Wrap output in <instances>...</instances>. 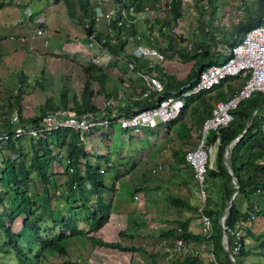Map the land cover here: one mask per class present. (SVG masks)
Masks as SVG:
<instances>
[{
    "label": "crops",
    "instance_id": "obj_1",
    "mask_svg": "<svg viewBox=\"0 0 264 264\" xmlns=\"http://www.w3.org/2000/svg\"><path fill=\"white\" fill-rule=\"evenodd\" d=\"M90 2L94 6L97 0H90ZM0 3V130L3 128V125H1L2 120L8 122L13 112L18 115L20 123H31L32 119L38 116L40 108L44 106V103L48 99L50 105L56 108H60L62 102H65V106L67 107L73 106V98L69 102L70 100L67 98L65 91L72 90L74 101L79 104L83 85L87 86V88L89 87L91 91L90 102L96 109L93 114L97 116L100 114L101 101L106 98V95L118 98L120 101L118 105L123 104V108L127 109L128 112L136 108L134 103L137 101L146 102V100H136V98L144 91L145 81L143 74L149 70L147 61L146 59L138 58L146 62L145 66L138 67L130 61L131 59L127 60L125 58V56L129 55V48L132 45L127 44V38L133 37V44L142 43L152 47H156L157 45L155 44L164 45V41H155V44H153L154 38L151 37V33H157L158 31L165 33L161 30L162 25L159 21H153L151 24H148L145 20L137 19L133 23H129L127 27H124L126 29L132 28L134 34H127L121 28L119 33L120 35L125 34L126 41L122 54L112 55L109 52L103 51V54L98 55L102 58V66L95 65L94 69L89 64L94 65L92 57H94V53H97V51L93 52L87 49L84 31L76 21L68 17L61 1L0 0ZM145 7H155V3L151 5L145 4L143 8ZM156 10L158 15L159 11L163 13L166 11L162 10L161 7H157ZM159 17L162 18L163 16ZM193 25H195V22ZM193 25L192 28L194 27ZM159 26L160 28H158ZM39 28L41 29V34L37 35L36 31ZM94 28L96 31L108 34L116 39L110 24L101 21L96 24L94 23ZM148 28L150 29L149 31H147ZM21 37L24 38V41L20 40ZM135 37L139 39L136 40ZM167 59L155 64L152 69L153 74H155L158 80L160 70L162 73L172 76V70H164V68L167 70L166 66L168 67ZM42 64H44V67ZM40 66H42V69ZM63 66L69 67L68 73H65L67 77L64 78L65 82L61 80L64 74L62 70ZM96 70H101V73L107 76L102 89H98V84L95 81L97 74H99L96 73ZM188 72L184 75V78L177 75L172 76V80L174 81L172 85H175V88H170L171 91L174 90L170 95H175L177 91L190 84L177 86L186 81ZM29 80L33 83L31 87L28 86ZM66 82L68 83L63 89V84ZM77 84L78 88H80L79 96L74 94ZM35 90H38V92ZM55 91L59 92V96L64 92V95H61L63 98L59 99L58 103L52 101V93ZM161 96L162 94L153 93V99L150 102L154 105V97ZM26 99L29 101L27 102ZM193 105L195 104H188L185 108L183 106L182 109L184 110H181L177 119L168 123L157 122L155 127L140 129L138 133L120 128L121 139L124 140L125 135H127L128 141L126 143H122L121 141L120 144H115V147L111 146V141L115 134V125L113 123L108 124L104 128L84 133L83 139L79 141V144H81L87 156L85 159L91 165L96 166L98 174L101 175L102 188H99V190L92 188L86 190L83 185L86 180L82 181L81 187L78 189H67V172L64 171L62 160H69L66 157L65 150L67 147L66 143L71 135L65 136V144L59 147L53 140L52 143L55 145L57 151L54 154L55 158H52L49 164L48 184L42 183L41 188V185L36 184L37 180L35 179L37 192H34L33 195L30 194L29 197H34L35 201L41 198L42 201L46 200V202L52 203L53 206L50 205L51 210L49 211L55 219L66 216L69 210L73 208L71 213L76 212L78 219H82L84 215H103L110 222L112 221L113 224L116 222L115 220H119L114 225H111V230L114 233L116 232L115 239L120 237L118 236L119 231L122 233L121 236L133 233V231H123L125 225L128 226L129 224L134 227L133 223L136 224L138 221L147 223V211L153 208L151 206L160 205V203L166 207L168 214L166 216L156 214L150 217V219H155V222L158 224L157 229L159 230H157V235H160L161 232H165L167 229L178 230V226L175 227V225H177V221L183 220H188V230L193 233L194 214L192 213L196 212L190 207L179 208L169 204L171 198L169 195L178 197L190 205H197L196 202L199 203V198L195 193L197 184L193 179L192 169L185 165L183 160L179 159L180 154L194 147L199 134V125L203 117L199 120L197 113H194L192 110ZM259 109H257L258 112ZM198 120L199 122H197ZM85 138H87L86 141ZM31 144H33L31 141H20L19 147L22 153L27 155L28 151L31 152L29 150ZM94 144H102V147H100V150L95 151ZM45 145L50 151V141L46 142ZM209 145L211 146L209 164L210 167H214L216 144L214 142ZM109 148H114V150H109ZM60 152V155L64 159L58 157ZM10 153H12V150L2 149V146H0V156L4 160H7L5 156L7 154L10 155ZM50 154L53 156L51 151ZM211 154L212 158L210 157ZM223 154L222 160L225 165ZM21 157L20 162L11 164L16 176L19 175V166L28 168L29 159ZM100 160H109L110 163L113 161L114 168L110 166L109 168L101 169L97 165ZM3 161H0V168H3L2 164L5 163ZM78 162H84V157L83 159L80 157ZM121 169L124 171L121 172ZM152 169L155 172L152 173ZM102 170L103 172H100ZM164 175H169V177L164 178ZM144 176L152 177L151 179L154 180L146 184L142 180ZM25 183L24 190H26L27 194V188L29 187V183H32V180H28ZM211 184L217 183L213 180ZM207 186L205 185V187ZM207 188L209 191L210 187ZM190 191L191 194L188 195ZM9 192L14 195L12 191L9 190ZM134 195L137 196V200L133 199ZM55 200L61 201L57 204ZM80 206L83 207L82 210ZM132 207H134V210ZM120 208L123 209L121 210ZM124 208L127 210L125 211ZM173 210H176L177 213H174L176 211L173 212ZM170 214H177L178 217L173 220ZM18 216H21L20 219H23L22 215H15L13 218L18 219ZM48 219H51V217ZM164 219H167L166 223H164ZM198 219L199 217L197 218L196 216V222L200 224V220ZM172 220L174 223L171 226H166ZM79 222H82V220ZM262 229L263 227L259 226L255 233L261 232ZM199 231L196 233H201L200 229ZM101 232L103 231L100 228L97 233L100 234ZM20 234L24 236L23 230ZM110 234L111 232L108 235ZM157 235H154V237ZM109 239L107 236V241ZM202 240L198 241V243ZM115 242L120 244L119 240H115ZM245 242L249 250L259 251L257 249V242H254V240L247 238ZM123 248L126 247L123 246ZM138 250L136 248V251L139 253ZM169 260V258L166 259L167 262ZM154 262L151 260V264H155Z\"/></svg>",
    "mask_w": 264,
    "mask_h": 264
},
{
    "label": "trees",
    "instance_id": "obj_2",
    "mask_svg": "<svg viewBox=\"0 0 264 264\" xmlns=\"http://www.w3.org/2000/svg\"><path fill=\"white\" fill-rule=\"evenodd\" d=\"M54 2L61 1L64 5L66 14L72 20L76 21V23L82 28L84 31V35L86 37L92 36V38L100 45L103 51L109 52L112 55H119L122 54V51L125 47V34L123 33L120 35L121 28L125 30L127 34H134L133 29H126L123 26L117 27L113 22L110 23V27L116 37L109 36L108 34H104L98 32L94 28V21L92 18L93 15V6L91 5L90 0H53ZM114 2H118L122 4L124 7L126 6H133L135 11H138L143 8L145 4L151 5L154 4L157 0H113ZM218 0H198L197 2L206 3L208 4V11H204L198 7L199 16L195 21L194 27L197 28L198 34L201 33L204 39L209 40V44L212 45L213 48H216L217 45L222 44L221 46L230 47L237 42V40L242 37V35L251 27L260 24L261 17L264 16V0H255L254 4L255 7L253 9L251 6L245 5L243 7V16L245 17L244 20L242 17L240 19L235 20L233 23V28L228 35L222 34L221 39L219 41H215L213 38V33L215 32V27L213 28V20L219 15L216 12V2ZM1 6V3H0ZM163 10V9H162ZM217 13V14H216ZM180 14H181V0H170L169 9H167L163 15V21L161 20V24L163 26H168V23L171 22L174 26L171 25L172 29H175L177 25L180 24ZM218 19V18H217ZM147 23L148 21L145 20ZM212 23V25H211ZM87 26V27H86ZM40 29V28H39ZM172 29L170 30L171 32ZM41 30V29H40ZM150 29L148 28L147 31ZM118 35V37H117ZM166 36L165 40L167 44L165 45L166 48H158L161 52L166 50L171 51V44L174 43V38L168 34H163ZM149 38L150 35H148ZM202 37V36H200ZM206 39V40H207ZM217 43V44H216ZM208 44L202 42H195L193 44L194 52L192 54H185L183 55L180 50H177L179 57L183 61H190L192 60V65L190 71L187 74L186 81L184 83H180L177 86H184L188 83L193 84L195 80L196 74L208 66L211 63H217L222 58L223 55L217 51L209 52L207 48ZM168 48V49H167ZM127 60L133 62L135 66L142 67L146 65V62L139 60L138 58H133L130 53L128 56H125ZM142 61V62H140ZM92 68L95 67V64H89ZM98 66V65H96ZM95 69V68H94ZM148 69V68H146ZM97 77L95 81L98 84V89L103 88V84L107 79L105 74L101 73V70H96ZM160 82L162 85L161 94L163 97L170 95L173 93L170 88H175V85H172L174 81L172 80V76L162 73L161 70L158 74ZM239 80L235 77H227L222 80L217 86L212 87L209 90L202 91L195 96L188 97L184 100V108L188 104H195L193 105L194 113H197V116L200 118L204 116H208L211 105L207 103L210 99V94L213 92V96L216 100H225L233 93V89L228 85V82L233 79ZM241 81V80H240ZM241 85V84H240ZM239 85V87H240ZM176 86V87H177ZM238 87V88H239ZM237 88V89H238ZM61 95H64L61 93ZM91 91L89 87L83 85L81 90V100L80 103L77 104L73 98V106L67 107L65 106V102H62L60 108H72L76 112H90L93 113L96 109L90 102ZM110 96V95H109ZM17 97V96H16ZM108 96L106 95V98ZM162 98V97H158ZM62 99V98H61ZM215 101V100H214ZM213 104V102H212ZM135 107L138 109H142L144 107H151L153 105L152 102H136L134 103ZM256 107H264V94L254 92L248 99H244L238 103V105L231 111L233 116L232 121L227 124L226 126H222L218 129L216 133L210 132L208 134L207 142L208 144H212L215 142L217 138L216 144V154L214 156V167H207L206 168V175H205V185L210 187L211 191L203 203L201 212L207 215L211 221V235L210 240L212 244V251L216 261L219 264H240L236 258H240L246 256L248 254H254L259 256H264V230L262 229L261 232L255 233L256 229L259 226H262L261 219L258 221V216H263L262 220L264 221V209L259 208L260 206H264L262 199H264V194L257 193L259 187H261L264 181V140L260 132L258 131L259 125L264 122V115L260 114L258 110L255 112L252 122L250 126L246 129L245 133L237 140V142L232 146L231 153L229 157L230 166L232 175L237 181L238 190L234 195H241L246 202L245 210H241L238 206V203H234V198L232 199L230 210L228 214L224 217L223 226L224 231L228 236V250L230 251L232 245V237L229 234V231L233 228V224L235 221L239 219H246L249 217V213H253V221L249 228H245L242 232L244 238H248L257 242V249L259 251H251L248 247H246V242H242V245L239 249V252L236 256H232L234 259V263L230 262L227 258L225 251L223 250V246L221 244V230L218 226V217L223 210L227 200L231 192L234 190V185L231 182V176L228 173L227 167L224 165L222 160V154L224 152L225 146L241 131L245 128L250 114L252 110ZM136 108H133L135 110ZM258 108V109H259ZM59 109L53 107L49 103V99L46 100L44 106H42L39 110L38 116L32 119V122H36L40 117H42L47 112H51L53 110ZM124 109V108H123ZM184 109H182L183 111ZM125 112H128L127 109H124ZM199 120L197 122H199ZM3 128L8 129V122L2 120ZM2 130H5L3 129ZM70 136L66 143V157L69 158L70 167L72 168V172H68L67 169L64 167V171L67 172V189L74 190L81 187L82 181L86 180L90 182L92 189L99 190L102 188V179L101 175L97 172V167L91 165L90 162L85 159L87 156L83 151V147L79 144V140L77 138L76 132L68 129V128H61L57 130L53 135L52 138L58 145L65 144L64 139L65 136ZM209 135L211 137L209 138ZM77 138V139H76ZM40 142L38 144H31L30 151H28L27 155L22 153L20 150L19 144L20 140L8 139L6 140L2 146V149L12 150L16 154V159L20 162L22 157L28 158V168L26 170H30L35 172V179L40 184L45 183L48 184V169L50 161L52 160L50 151L47 147L41 146ZM46 143V142H45ZM16 146V147H15ZM41 146V147H40ZM183 155L180 154L179 159L183 160ZM84 157V162L82 163L84 167V175L81 177L77 173L78 165L81 162H78V159ZM261 159V163H257V160ZM25 160V159H24ZM3 161V160H1ZM23 161V160H22ZM2 164L3 168H0V183L2 185H6L8 188V184L4 181L3 177L7 178V174L10 175L12 178L16 176L14 174V170L12 169V163H17L15 160L9 162V160H4ZM9 162V164L7 163ZM7 164V165H6ZM8 167H6V166ZM22 165V164H19ZM23 173H25L23 168L19 167ZM20 173V171H19ZM16 178L14 179V186H11L10 191L13 192L14 195L11 194L13 198L18 197L19 201L16 205L14 214L11 212L10 208L8 207L7 201H5L2 193L0 192V202L3 204L1 206L2 212H0V254H13L17 260V264H28L30 262V258H33L34 264H38L39 262L46 259L47 254L52 252L59 256L67 255V240L69 238H76L81 237L85 240H88L93 246H104L109 249H113L116 251H132V248H123L118 242L115 241H101L98 237L90 235V233H96L98 229L102 227V225L106 222L107 218L103 215L101 216H90L84 215L82 219H78L75 213H71L73 208H71L66 216L61 217L60 219H55L50 214V205L48 202L42 201L41 198L38 201L34 200L33 198L27 197L26 190L24 187L26 185V181L30 180L28 176L24 178ZM7 180V179H6ZM216 181L217 184H211V181ZM8 182V181H7ZM73 182H77V187L72 188ZM9 191V189H8ZM6 192V191H5ZM5 194V193H4ZM170 201L169 204L179 207V208H187L190 207L193 211L196 212L198 206L197 205H190L189 203L181 200L178 197L169 195ZM253 197V199H252ZM254 197L256 199L254 200ZM4 201V202H3ZM82 210L83 207L80 206ZM15 215H22L23 219H21V229L23 230V234L27 235L28 242L30 245V249L33 253L36 252L32 257L28 258L27 254L23 252V250L18 245L20 234H14L11 231L10 223L13 221V217ZM51 217L50 224H46L48 218ZM82 220L83 223L86 225L92 221L94 222L93 231L90 229H84L79 226V221ZM178 230L174 229H167L165 232H161L160 236L164 238L166 245L171 246V243L174 239L179 238L182 239L184 242L192 241L198 243V241L203 239L202 233H192L188 230V220L177 221ZM31 233V235H28ZM121 232H118V236H121ZM258 254H257V253ZM106 257H110L107 253H105ZM40 259V260H39ZM182 264H206L202 263L196 257H191L190 255H186L182 257ZM0 264H2L0 262ZM55 264H71L70 261L66 260L64 262H59Z\"/></svg>",
    "mask_w": 264,
    "mask_h": 264
},
{
    "label": "built area",
    "instance_id": "obj_3",
    "mask_svg": "<svg viewBox=\"0 0 264 264\" xmlns=\"http://www.w3.org/2000/svg\"><path fill=\"white\" fill-rule=\"evenodd\" d=\"M184 1L181 0V14H185L186 8L190 11V14H195L197 11L194 0H186L185 4ZM169 5L170 0H157L155 1V7H145L142 10L135 11L133 6L124 7L113 0H97V3L93 6L92 18L95 24L101 21L106 24L113 22L117 27H127L129 23H133L137 19L147 20L148 24H151L154 21L153 17L156 19L158 13L156 8L161 7V9L167 10ZM239 5H242L241 2H239ZM199 6L204 11L209 9L208 4L204 2L200 3ZM216 10H218V7ZM240 11L241 9L238 10V12ZM261 21L260 24L249 28L232 46L225 47L224 45L221 49L223 58L219 62L211 63L200 70L196 74L193 84L184 86L175 95L161 96L162 98L154 97V105L151 107L136 108L133 112L127 113L123 109V104L118 105L120 102L118 98L109 96L101 101L100 114L98 116L90 112H76L72 108H59L47 112L36 122L20 123L18 115L13 112L8 119V129L0 130V145L10 138L20 141H31L33 144L49 142L52 135L61 128H68L77 132L78 140L81 141L84 133L104 128L111 123L117 124L121 129H128L133 133H138L140 129L155 127L157 122L168 123L177 119L184 106V100L188 97L195 96L202 91L217 86L227 77H235L241 80L240 87L233 91L231 96L225 100H215L213 102L209 115L201 119L199 134L194 147L186 150L183 155V162L192 169L193 179L197 184L195 193L199 198V203H201L198 207V215L203 240L194 247L187 246V243L179 238L174 239L171 246L166 245L165 242L163 244L165 254L169 259L172 256L186 255L199 259L204 253L206 264H219L214 257L210 242L211 221L207 215L201 212L207 196L205 187L206 168L210 167L209 153L211 146L208 144L207 138L210 132L216 133L220 127L226 126L232 121L231 111L240 101L248 99L254 92L264 94V16L261 17ZM180 22L182 24L184 21L180 19ZM216 23L213 20V24ZM164 27L161 26V30L165 32ZM176 28L172 29V31L174 32ZM173 32L168 31L165 33L171 36L174 35ZM36 34H41V30L38 29ZM135 38L136 40L139 39L138 37ZM20 40L24 41V38L21 37ZM87 40V49L93 52L97 51L92 57L93 64L102 66V58L98 56L103 54L102 48L92 36H88ZM127 41L132 44L129 49L130 55L133 58L146 59L147 67L149 68L143 74L145 81L144 91L140 93L136 100L143 99L150 102L153 99V93L159 95L162 91V84L153 74L152 69L155 64L163 62L165 57L155 47L142 43L133 44V37H128ZM258 131L264 140V122L259 125ZM215 142H217V138ZM60 154L61 152L58 157L64 159ZM6 159L9 162L19 161L13 152ZM1 160L4 159L1 158ZM62 161L67 171L69 173L72 172L70 161L68 159ZM82 163L78 165L77 169V173L81 177L84 175ZM257 163L260 164L261 159H258ZM110 166V161L106 160L104 168H109ZM100 172H103V170ZM151 172L153 173L155 170L152 169ZM83 185L86 190L91 188L90 182L84 181ZM76 187L77 182H73L72 188ZM257 193L264 194V181ZM133 199L137 200L138 198L134 195ZM262 202L264 203V199H262ZM252 214L249 213V217L246 219L235 221L233 228L229 231L232 237V245L230 251L228 250L229 257H227L230 262H232L231 259L233 260L232 263H234L232 256L238 254L242 242H245L246 238H244L242 231L251 226L253 221Z\"/></svg>",
    "mask_w": 264,
    "mask_h": 264
},
{
    "label": "rangeland",
    "instance_id": "obj_4",
    "mask_svg": "<svg viewBox=\"0 0 264 264\" xmlns=\"http://www.w3.org/2000/svg\"><path fill=\"white\" fill-rule=\"evenodd\" d=\"M198 0H194L195 6H196V13L195 14H190V11L186 8V11L184 12L185 14H180V19L182 21H184L182 24L180 23L176 30H174L173 34L171 35L174 38V43L171 44V51H164L161 52L159 49L164 47L167 44L168 40L166 39L165 35H162V33L160 31H158V29H156V31H158L157 33H151V37L154 38V42L153 44H155V41H164L163 43L165 45H161V44H155L157 45L155 48L161 52L164 57L168 58V67L166 66L167 70L164 68L165 71L168 70H172L171 74L172 76L177 75L178 77H183L184 75L189 71L191 65H192V60L190 61H183L180 57L179 54L177 52V50H180L181 53L184 55L185 52H187V54H192L195 50L193 48V44L195 42H202L205 44H208L207 48L209 50V52H214L217 51L219 53L222 54L221 49L223 48V46L217 45L216 48H213L212 45L209 44V40L204 39L201 33L198 34L197 28L193 27L192 25L193 23L196 21V19L198 18L199 14L198 13V7H199V2H197ZM187 1H184V4ZM239 2H241V6L239 5ZM255 0H218L216 2V5L218 7V10H216L217 13H219V15L216 17V19H214L217 23L213 24V28L215 27V32L213 35V38L215 41H219L221 39V35L225 34L228 35V32H230L233 28V22L237 19H240L243 16V7L245 5L247 6H251V8L253 9V7H255L254 4ZM122 5V4H121ZM264 5V3H263ZM241 9L240 12H238V10ZM208 11V10H207ZM210 12V10L208 11ZM216 13V14H217ZM164 13L162 11H159V15L157 14L156 19L155 17H153L154 21H159L161 23V20H163V17H159V16H163ZM218 18V19H217ZM245 17H242V19L244 20ZM189 23V25H187ZM162 26L164 24H161ZM171 25L174 26L171 22L168 23V26L164 27L165 28V32H170ZM212 25V23H211ZM194 26V25H193ZM192 28V30H191ZM164 34V33H163ZM166 34V33H165ZM202 36V37H200ZM141 40V38H140ZM127 44H131L130 42H127ZM217 44V43H216ZM125 46H126V41H125ZM159 48V49H158ZM166 48V46L164 47ZM190 48V49H189ZM130 49V48H129ZM168 49V48H167ZM189 49V50H188ZM165 58V59H166ZM44 64H42L43 66ZM42 66H40V68L42 69ZM44 67V66H43ZM68 69L69 67L67 66H63L62 70L64 71L63 76L61 77V80L65 82L64 78L65 73H68ZM170 72V71H169ZM39 74V73H38ZM37 74V76H38ZM67 78V77H66ZM67 81V80H66ZM28 86L31 87L33 85V83L31 82V80L28 81ZM68 82L63 84V89L65 88V85H67ZM241 84L240 80H234L231 79L228 82V85L234 90L235 88L239 87V85ZM76 91L74 92V94H77L76 96L80 95V88H78V84L75 86ZM36 92H38V90H35ZM67 94V98L70 100L69 102H71V99L73 97V92L72 90H69L68 92L65 91ZM63 94V93H62ZM213 92H211L210 94V99L207 101V103L209 105L212 106V102H214L215 97L213 96ZM63 98L61 95L59 96V92L55 91L54 93H52V101L58 103L59 99ZM27 102L29 101L28 99H26ZM25 100V101H26ZM1 102V101H0ZM3 104V103H2ZM1 111V110H0ZM259 113L260 114H264V107H261L259 109ZM1 114V112H0ZM5 117V116H3ZM115 126V134L112 138L111 141V146L115 147V144H120L121 141L122 143H126L128 141L127 135H125L124 140L121 139L120 136V132L121 129L118 127L117 124L113 123ZM196 127V126H195ZM211 137V135H209V138ZM87 140V138H85V141ZM53 138L50 139V151L51 153H53L51 156L53 159L55 158L54 154L57 151V149L55 148V145L52 143ZM84 141V143H85ZM99 144V143H98ZM98 144H94L95 145V151L96 150H100V147H102V144L98 145ZM27 146V145H25ZM41 146L46 147L45 142L41 143ZM28 147V146H27ZM109 150H114V148H109ZM9 155L7 154L5 156L8 157ZM4 157V156H3ZM212 158V154L210 156ZM1 156H0V161H1ZM114 162L112 161L111 163V168H114L113 166ZM1 165V162H0ZM98 167H100L101 169H104L105 167V160L102 161H98L97 163ZM6 166V165H4ZM8 167V166H6ZM21 168H23V170H25L23 173L21 170L19 175L14 176V178H12L10 175H6L7 178L4 176L3 179L4 181L9 185L8 188L6 187V185H2V187L0 186V192H4L2 193L3 195H5L4 199L5 201H7L8 203V207L10 208L11 212L14 214V212L16 211V205L19 201L18 197L13 198L11 196V193L8 191V189L10 190L11 186H14V179L16 178H24L25 176H28V178H30V180H32V183H29V187L27 188V197L30 196V194H34V192H37V189L35 187V174L34 172L30 171V170H26L25 166H19ZM9 168V167H8ZM121 172L124 171L123 169L120 170ZM1 172V171H0ZM29 173V174H28ZM169 177V175H164V178ZM152 178V177H151ZM149 176H144V178L142 179L143 182H145L146 184L151 183V181H153ZM7 179V180H6ZM18 179V180H19ZM8 181V182H7ZM1 184V183H0ZM36 184L41 185L39 182H36ZM26 186V185H25ZM208 187V186H207ZM206 187V192L208 191V188ZM42 188V185H41ZM92 188V186H91ZM90 188V189H91ZM6 191V192H5ZM8 191V193H7ZM211 189H209V194H210ZM191 194V191L188 193V195ZM195 196V195H194ZM208 196V193H207ZM234 198V197H233ZM253 199V197H252ZM256 199V197H254V200ZM58 204L59 201L61 200H55ZM4 202V201H3ZM234 203L237 204L241 210H245L246 207V202L244 201V198L241 195H236L234 198ZM197 206L199 207L201 205V203H197ZM3 204L0 202V212H2V206ZM49 205L53 206L52 203H49ZM165 205V204H164ZM57 207H59L57 205ZM153 207L152 209L148 210L146 215H147V223L144 222H137L136 224L133 223L134 227H132V225H125L124 230L125 232H131L133 231V233H129V234H125L123 236L118 237L117 239L113 230H111V225H114L115 223H117V221L119 220H115L116 222H113L109 219L106 220V222L102 225L101 230L103 232H101L100 234H98V230L96 233H90V235L95 236L100 238L103 241L107 242V236L110 238L109 241L112 240H119L120 244L126 248L128 247H132L133 250L132 251H116L113 249H109L106 248L104 246H93L88 240H85L84 238L81 237H76V238H69L67 240V255L65 256H59L57 254H54L52 252H49L47 254L46 259H44L43 261L39 262L38 264H55V263H59V262H64L66 260L70 261L71 264H151V260L155 261V264H182V257H177V256H172L169 260V262L166 261L167 256L165 254L164 251V238H161L160 235H157V227L158 224L155 222V219H150V217H152L153 215L156 214H161L162 216H166L168 214V211L166 210L165 206H162L161 203L160 205H153L151 206ZM60 208V207H59ZM259 208H263L264 206H260ZM121 210L123 208H120ZM132 209L134 210V207H132ZM124 210L126 211L127 209L124 208ZM176 210H173V212ZM174 213H177L174 212ZM194 214L193 217V233L196 232H200L199 229L201 230V225L199 223L196 222V216L197 218L198 216V208L196 210V213H192ZM170 217L174 220V218L178 217L177 214L172 215L170 214ZM263 216H258V221H260L259 219H261L260 222H262V226L263 230H264V221L262 220ZM21 216H18V219H13V221H11L10 223V228L11 231L14 234H20L22 229L20 227V221H21ZM112 219V218H111ZM182 219V218H181ZM167 220V219H166ZM166 220L164 219V223H166ZM171 221V223L169 222L168 225L166 226H171L174 221ZM199 220V219H198ZM199 222V221H198ZM50 220L48 219V221H46V224H50ZM122 224L124 225V223L122 222ZM165 225V224H164ZM175 225V224H174ZM79 226H82V228L87 229L90 231H93L94 228V222L90 221L87 225L83 222H79ZM116 226H118V224H116ZM160 226V225H159ZM123 227V226H122ZM175 227H177L175 225ZM111 232L110 235H108ZM1 231H0V236H1ZM114 233V234H113ZM28 235H31V233H28ZM154 235H157L156 237H154ZM20 237L18 245L20 246V248L23 250V252L25 254H27V257L30 258L32 257L36 252L30 249V245L28 242L27 235L24 236H18ZM187 246L189 247H194L196 244L195 242L192 241H188L186 242ZM136 248H138L139 253L136 251ZM105 253H107L108 255H110V257H106ZM257 253V252H256ZM258 254V253H257ZM154 256V257H153ZM237 261L240 264H264V256H259V255H254V254H248L246 256L240 257V258H236ZM40 260V259H39ZM199 260H201L202 263H206L205 257H204V253H202V257L199 258ZM178 261V263H177ZM0 262L2 264H17V260L15 258V256L13 254H0ZM28 264H34L33 262V258H30V262Z\"/></svg>",
    "mask_w": 264,
    "mask_h": 264
},
{
    "label": "water",
    "instance_id": "obj_5",
    "mask_svg": "<svg viewBox=\"0 0 264 264\" xmlns=\"http://www.w3.org/2000/svg\"><path fill=\"white\" fill-rule=\"evenodd\" d=\"M258 108H254L250 114L249 120L245 126V128L241 131V133H239L237 136H235L226 146H225V150H224V154H223V159L225 162V165L227 167L228 173L231 176V182L234 185V190L231 192L229 199L227 200L223 210L221 211L219 217H218V225L221 229L222 232V245L224 248V251L226 252L227 256L229 257V251H228V247H227V242H228V236L226 234V232L224 231V227H223V220L224 217L228 214L229 210H230V206H231V202L232 199L234 197V195L236 194L237 190H238V185H237V181L235 180V178L232 175V171H231V166H230V161H229V157H230V153H231V148L232 146L237 142V140L245 133L246 129L250 126L253 116L256 112ZM231 261L233 262V260L231 259Z\"/></svg>",
    "mask_w": 264,
    "mask_h": 264
}]
</instances>
